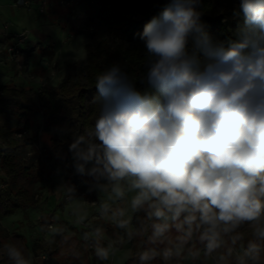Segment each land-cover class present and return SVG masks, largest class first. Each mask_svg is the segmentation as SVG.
I'll return each mask as SVG.
<instances>
[{
  "label": "clouds",
  "instance_id": "1",
  "mask_svg": "<svg viewBox=\"0 0 264 264\" xmlns=\"http://www.w3.org/2000/svg\"><path fill=\"white\" fill-rule=\"evenodd\" d=\"M204 5L166 0L134 34L144 46V73L133 79L113 63L95 77L91 126L52 130L76 172L90 178L82 181L89 191L110 187L115 202L127 182L135 193L111 219L127 229L129 209L144 213L149 241L165 247L141 252V264L186 251L197 260L201 251L212 257L224 248L223 262L243 239V225L253 239L240 264L264 256V0H237L232 17L242 24L224 40L207 30ZM102 208L107 214L109 206ZM110 248L97 246L95 254L107 260ZM8 256L27 264L15 247Z\"/></svg>",
  "mask_w": 264,
  "mask_h": 264
},
{
  "label": "rangeland",
  "instance_id": "2",
  "mask_svg": "<svg viewBox=\"0 0 264 264\" xmlns=\"http://www.w3.org/2000/svg\"><path fill=\"white\" fill-rule=\"evenodd\" d=\"M30 8L17 6L15 0H0V89L3 87L22 88L28 93L34 107L39 110L31 114L33 126L19 133L6 132V138L14 137L24 144L20 163L31 167L30 178L20 180V186L29 192L35 204H19L13 213L1 218V225L6 232L0 257L6 259V246L14 244L26 259L27 264H126L133 255L150 248L159 252L165 245H153L149 241L151 229L142 227L137 222L139 213L129 209L124 219L130 218L127 229H121L111 219V212L117 208H128L130 198L135 194L128 191L123 200L113 202L111 189L107 191H89L82 181L90 178L80 176L77 182L66 180L68 170L53 156V126L43 118L42 109L51 101V93H40L44 86L57 88L70 75L88 64V48H94L109 40L105 19L111 14L108 0H31ZM210 9L218 14H232L237 0H205ZM118 2V0L116 1ZM114 4V3H113ZM129 9L127 2L120 1ZM130 5V6H129ZM207 5V4H206ZM132 6V7H131ZM119 8V6H117ZM207 13L208 10L202 9ZM213 11V12H214ZM122 48L131 53L133 45L122 40ZM17 47L16 53L8 51L9 46ZM3 93L0 90V96ZM23 118L19 129H23ZM5 118L0 116V125ZM72 173L69 174V177ZM3 173L0 169V186ZM71 183V185L69 184ZM107 204L109 211L104 213L102 205ZM50 218L48 221L46 219ZM144 221V216L142 222ZM100 235H96V229ZM129 232L133 233L129 238ZM149 233V235H148ZM242 240L237 243L231 256L223 262L218 260L226 249L218 250L212 257H205L203 251L197 260H192L187 251L180 257L164 261L162 256L150 264H240L243 248L253 239L251 228L243 225L238 230ZM55 235L71 242L78 240L74 250L66 251L53 241ZM175 232L172 233L174 237ZM20 237H24V241ZM87 236V239L85 238ZM6 245V246H4ZM109 258L100 260L95 254L97 246L108 248ZM5 247V248H4ZM27 254L25 252V248ZM201 247V245H196ZM231 247V245H229ZM25 254V257H24ZM136 262L132 261L131 264ZM141 264V262L139 263ZM259 264H264L262 256Z\"/></svg>",
  "mask_w": 264,
  "mask_h": 264
},
{
  "label": "trees",
  "instance_id": "3",
  "mask_svg": "<svg viewBox=\"0 0 264 264\" xmlns=\"http://www.w3.org/2000/svg\"><path fill=\"white\" fill-rule=\"evenodd\" d=\"M110 3L111 14L105 19L108 28V34L115 42L111 45L109 40H104L99 46L88 48V64L79 71L63 79L57 88H48L44 86L40 89V93H51V101L47 102L48 106L42 109L43 118L48 125L53 128L57 125L73 124L82 133L86 128L90 127L96 115H98V104L93 103V97L97 95L94 88L95 77L113 63L118 62L121 67L127 71L133 79L140 77L145 69L143 68L145 50L143 43L135 37L134 34L142 32L147 21L153 16L158 15L166 3V0H125L133 8L119 5V0H108ZM121 2L124 0H120ZM114 3V4H113ZM207 4V5H206ZM129 5V6H130ZM119 6V8H117ZM131 6V7H132ZM210 5L205 1L204 10H208L202 19L207 25V30L214 38L224 40L230 36L232 31L240 24L242 19H235L232 14H218L211 10ZM214 11V12H213ZM125 40L133 45V51L128 53L121 46V41ZM0 90L3 93L0 96V116L5 118L4 124L0 125V169L3 173L2 184L7 187L0 186V246H3V238L6 235L1 225V218L13 213L19 204H35L29 192L20 186V180L30 178L31 167H24L20 163L21 151L24 144L14 137L6 138V132L19 133L23 130H29L33 126L31 114L35 115L39 110L34 107L29 99L28 93L22 88L3 87ZM25 118L23 129H19V122ZM53 156L56 161L60 162L68 170L66 180L77 182L80 175L73 167L71 155L67 151V144L61 145L59 138L52 135ZM57 152H62L66 158H57ZM72 176L69 177V174ZM71 185V183H69ZM144 213L141 212L137 216V222L145 227V221L142 222ZM50 218L46 219L48 221ZM149 235V233H148ZM18 238L20 236H17ZM24 241V237H20ZM7 239V238H6ZM64 247L66 251L74 250L78 244L75 238L72 241H65L55 235L53 241ZM6 246V245H4ZM17 247L12 244L6 246L7 252L9 247ZM5 248V247H4ZM25 252L27 254L26 247ZM25 257V254H24ZM23 258V256H22ZM139 258V257H138ZM28 256L24 258L26 261ZM132 261L139 264L140 260L137 256L133 257L126 263L131 264ZM0 264H15L14 260L7 255L6 259L0 257Z\"/></svg>",
  "mask_w": 264,
  "mask_h": 264
},
{
  "label": "built area",
  "instance_id": "4",
  "mask_svg": "<svg viewBox=\"0 0 264 264\" xmlns=\"http://www.w3.org/2000/svg\"><path fill=\"white\" fill-rule=\"evenodd\" d=\"M15 2H16L15 4L17 6H24V7H28V8H30L31 4L33 3V1H31V0H15ZM8 51L10 53H16L17 47L15 45H11V46H9Z\"/></svg>",
  "mask_w": 264,
  "mask_h": 264
}]
</instances>
